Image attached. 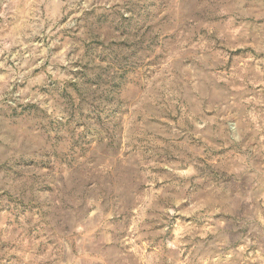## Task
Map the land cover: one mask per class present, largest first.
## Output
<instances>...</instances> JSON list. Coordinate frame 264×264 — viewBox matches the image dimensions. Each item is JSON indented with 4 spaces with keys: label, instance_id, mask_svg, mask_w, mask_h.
Returning <instances> with one entry per match:
<instances>
[{
    "label": "rangeland",
    "instance_id": "rangeland-1",
    "mask_svg": "<svg viewBox=\"0 0 264 264\" xmlns=\"http://www.w3.org/2000/svg\"><path fill=\"white\" fill-rule=\"evenodd\" d=\"M0 264H264V0H0Z\"/></svg>",
    "mask_w": 264,
    "mask_h": 264
}]
</instances>
